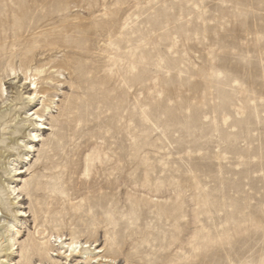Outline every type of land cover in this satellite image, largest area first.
Returning a JSON list of instances; mask_svg holds the SVG:
<instances>
[{"label":"rangeland","instance_id":"1","mask_svg":"<svg viewBox=\"0 0 264 264\" xmlns=\"http://www.w3.org/2000/svg\"><path fill=\"white\" fill-rule=\"evenodd\" d=\"M1 89L11 264L56 235L111 264H264V0H0Z\"/></svg>","mask_w":264,"mask_h":264},{"label":"bare ground","instance_id":"2","mask_svg":"<svg viewBox=\"0 0 264 264\" xmlns=\"http://www.w3.org/2000/svg\"><path fill=\"white\" fill-rule=\"evenodd\" d=\"M35 75L39 76L42 74V70L34 69ZM34 77V75H33ZM37 79L31 81L32 87L30 93L27 97L28 101H34L36 99L40 100L41 108L40 111H35L31 115L34 116L32 120L38 129L32 132V139L35 140L39 137L38 130L45 129L46 126L43 123V117L45 114L50 113V104H53L52 101L45 99L44 92L37 89ZM5 90H0L1 94H4ZM65 111L67 114L71 111V104L69 103ZM4 118V119H3ZM13 125V126H12ZM14 118L13 115L2 116L0 117V158L2 154L5 153V148L8 146V149H13L18 147V144L15 142L14 135L17 130L14 128ZM8 135V139H5L4 136ZM35 141H32V143ZM25 149H32L33 146L31 143L25 144L21 141ZM5 145V146H3ZM28 145H30L28 147ZM11 164V163H10ZM8 164V166L10 165ZM15 161L12 162L11 168L8 169V173H11L13 176H18L22 173L15 165ZM6 192L14 194L16 192V187H9L6 184ZM0 193L2 189L0 187ZM19 198L18 193L15 194ZM22 213V211H20ZM23 214H21L22 216ZM5 220L1 221L0 217V264H11L12 259L11 253L14 251V246L16 244V237L20 233L19 229L15 225L9 224V229L5 232L2 223ZM44 239V238H43ZM46 236L45 240L40 241L37 245L32 244L28 249L22 248V258L19 260L22 264H32L33 257H37L39 264H111L105 257L100 255V251L94 252L91 248V245H88L87 242H80L74 237L69 239L63 238L60 235ZM67 241V242H66ZM52 242V243H51ZM16 264V263H14Z\"/></svg>","mask_w":264,"mask_h":264}]
</instances>
